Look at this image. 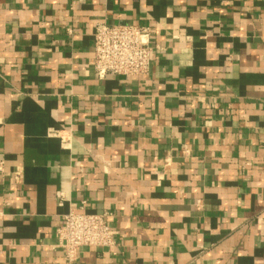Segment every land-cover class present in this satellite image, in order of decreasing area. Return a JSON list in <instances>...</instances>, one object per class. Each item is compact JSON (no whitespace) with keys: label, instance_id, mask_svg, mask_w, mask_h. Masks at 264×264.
Returning a JSON list of instances; mask_svg holds the SVG:
<instances>
[{"label":"crops","instance_id":"obj_1","mask_svg":"<svg viewBox=\"0 0 264 264\" xmlns=\"http://www.w3.org/2000/svg\"><path fill=\"white\" fill-rule=\"evenodd\" d=\"M101 21L147 74L96 76ZM1 161L0 264H67L69 209L116 230L73 264H264V0H0Z\"/></svg>","mask_w":264,"mask_h":264},{"label":"built area","instance_id":"obj_2","mask_svg":"<svg viewBox=\"0 0 264 264\" xmlns=\"http://www.w3.org/2000/svg\"><path fill=\"white\" fill-rule=\"evenodd\" d=\"M151 29L146 25L101 21L93 31V68L99 79L107 75L135 76L147 74L154 49L150 44ZM50 136H58L61 146L67 147L70 138L50 129ZM109 162L106 163L108 165ZM0 162V171H3ZM18 172H15L17 175ZM59 202L63 194L57 192ZM84 203V202H82ZM83 209V204L80 206ZM110 212L87 213L68 210L58 229V245L67 264H73L82 248L106 249L113 252L116 230L107 221Z\"/></svg>","mask_w":264,"mask_h":264}]
</instances>
